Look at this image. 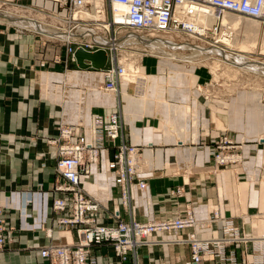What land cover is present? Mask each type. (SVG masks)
<instances>
[{"label": "crops", "instance_id": "0c3cea01", "mask_svg": "<svg viewBox=\"0 0 264 264\" xmlns=\"http://www.w3.org/2000/svg\"><path fill=\"white\" fill-rule=\"evenodd\" d=\"M31 1L27 5L52 8L48 0ZM53 40L37 31H0V198L11 202L4 213L8 240L0 251V264H47L39 257V249L49 242H64L54 225L52 237L45 235L50 222L36 227L39 200L33 197L31 211L22 195L53 185L56 153L48 140L55 137L59 125H90L94 117L114 111H120V135L126 142L151 143L142 148L143 164L159 173L146 178L144 190L131 189L136 220L181 214L189 204L198 220L218 210L221 218H230L244 232L264 236L261 92L237 88L225 98L209 100L199 92L201 85L207 88L210 84L208 72L195 68L148 70L143 61L142 68L150 72L143 74L150 84L142 90L132 87L131 92V87L121 90L120 82L118 92L109 93L102 87V70L80 69L74 60L68 62L73 67L63 75L64 65L54 57L64 58L65 50ZM221 133H227L241 148L242 162L237 167L242 171L236 175L233 170L237 168L217 166L209 156L212 140ZM92 167V174L83 180L84 188L101 201L106 193V199L112 197L115 202L119 187L104 167L101 171ZM176 187L182 188L179 196L174 194ZM112 203L109 201L110 206ZM122 217L130 215L125 212ZM208 224L195 228L199 236L219 235L221 222ZM65 234L68 241L75 239L73 232ZM236 251L240 260V248ZM91 254L101 264H120L107 245L94 246ZM137 254L138 264L143 258L150 264H187L190 258L188 247L182 245L140 248ZM121 264L132 262L128 259Z\"/></svg>", "mask_w": 264, "mask_h": 264}, {"label": "built area", "instance_id": "2783aa9c", "mask_svg": "<svg viewBox=\"0 0 264 264\" xmlns=\"http://www.w3.org/2000/svg\"><path fill=\"white\" fill-rule=\"evenodd\" d=\"M48 1L52 8L17 5L20 10L43 14L51 27L66 34L54 39L65 50L64 58L57 55L54 59L66 66L74 61L77 48L92 52L99 47L106 49L108 57L102 76L107 91H117L125 68L117 56L119 48L104 46L97 39L105 38L115 45L126 33L147 37L162 33L186 36L196 44L211 40L210 45L227 47L219 40L220 36L230 34L229 26L223 23L224 14L246 16L264 26V0ZM81 14L90 17L78 16ZM197 16L213 17L214 23L196 22ZM120 117V111H114L108 116L94 117L90 125L61 124L51 138L57 154L53 185L46 190L21 193H25L22 195L25 205L33 197L38 198L37 222L39 227L51 223L45 229L48 238L52 237L54 225L59 233L73 232L75 239L68 241L61 237L63 243H46L39 249V257L47 264H101L91 250L107 245L117 263L132 259V264H138V249L178 244L188 247L187 264H264V236L244 232L230 218H221L218 210L205 220L196 219L189 204L184 205L181 214L171 217L138 221L132 216L131 189L147 187L146 172L151 166L143 164L141 144L128 143L121 137ZM240 149L233 139L221 133L212 140L213 162L233 169L242 162ZM92 166L99 167V171L104 167L119 187L115 202L112 197L100 201L84 188L83 180L92 174ZM181 191L177 187L174 194L179 196ZM109 201L113 202L111 206ZM5 208L0 202V251L8 240ZM125 212L130 218L122 217ZM210 221L221 222L219 235L199 236L195 228L208 227ZM236 248H240V260Z\"/></svg>", "mask_w": 264, "mask_h": 264}, {"label": "rangeland", "instance_id": "374dc122", "mask_svg": "<svg viewBox=\"0 0 264 264\" xmlns=\"http://www.w3.org/2000/svg\"><path fill=\"white\" fill-rule=\"evenodd\" d=\"M30 1L29 0H18V1L17 0L16 1L15 0L14 1L0 0V9L2 11L3 10H6V11L9 10L13 14H16L18 16L25 15L26 17H32L35 19L38 18L39 20H41L43 22L46 21L47 19L42 20V18L39 17L38 13L36 15L35 12H31L30 10L26 11V10H24V8H22L23 10L19 9L20 7L17 4L27 5V3H30ZM232 15L240 16L237 14H232ZM241 17L244 19H252V18H249L246 16H241ZM47 21H49V20H47ZM223 21L226 24H229L225 21L224 17H223ZM260 27H261L260 28L261 31L258 33V35L256 37V44H255L256 46L254 48L246 51L245 53H247V54H244V53H241V54L248 56L252 61L264 62V52H263V50H264L263 49L264 48V39H263V36H264V33H263L264 29L263 28H264V26L261 24ZM11 28L17 29L18 31H24V30L32 31V32L35 31L33 28H22L20 26L12 24L9 22L8 19H6V17H0V31L8 32L11 30ZM231 28H232V26H231ZM232 29L235 31V35H237L238 38H241V39L243 38V37H241L244 34L242 29H235V28H232ZM158 36H160L163 40H165V42H167L169 44V46H166V49H165L166 52H168L169 54L175 52L176 54L178 53V54H180V56H183L182 58L187 57V59H185V60L180 59V61H177L173 58H162L157 53V51L156 52L151 51L150 48L148 49V47H146L144 45V43H142V44L139 43L141 46L138 45V46H133V47L131 46V47H126V48L125 47L119 48V50L117 52L118 53L117 56L121 60V62L124 64L130 63L132 65V66L130 65L131 69H133V67H134V69L136 68L139 71V73L137 74L138 77L133 76V74H131V73H128L127 77H125V80L122 81V84L120 87L121 90H125V89L131 87V92H132L134 87L135 88L137 87L138 89L142 90L144 88L145 84L148 85L149 80L147 77L144 76L143 73L150 74V72H148L146 70V68H142V62L144 61L148 65V67H147L148 70L153 69L156 71V70L164 68L165 72H170L171 70H175V69H177L178 71L179 70L185 71L186 69H189V68H191V69L195 68L196 69L195 71L199 70V71H202V73L205 72L206 74L208 72L209 73L208 76L210 78V81H208V82L210 84L208 83L209 85L207 88H205L204 85H201V89L199 90V92L201 93V97L206 96V98H208L209 100L210 99H214V100L221 99L222 96H223V98H225L230 93H233L235 90H237V88H243V89L246 88L249 90H258L259 92H261V95L264 98V74H262L261 72L258 73L252 69L237 68V67L232 65L234 61L232 60L231 57L229 59L232 60L233 62H230V61L226 62L224 60L221 61L222 57L218 54H214V55H210V56L205 57L201 53L196 54L193 51L194 48H200V47L211 48L212 46H208V44L211 42V40H208V42L202 41V42H200V44H201L200 45V44H196L195 42H192V41L190 42L189 41L190 39H188L186 36H182V35L160 33ZM49 38H51V37H49ZM152 40H154V39H152ZM170 42L178 44L179 47H175L176 49L174 50L173 48H171L172 46H171ZM126 44H129V43H126ZM156 44L157 43H155L152 47L156 48L158 46ZM185 45L187 47H192V48H185ZM143 48H145V51L142 50ZM224 51H226V50H224ZM161 62L168 63V65H165ZM72 67L73 66L71 64L69 65V63L67 66L64 65L62 67L63 71H61V73L63 75L66 74L68 72L69 68H72ZM135 80H136V82H135ZM65 86L68 88L74 87L72 85L68 86L67 84ZM226 135L229 137V135L227 133H226ZM229 138H231V137H229ZM50 141H51V139L48 140L49 145L54 146ZM177 142H179L180 144L182 143V141H177ZM144 146L150 147L151 143L146 142L144 145L141 144V149L144 148ZM55 149H56V146H55ZM208 149H210V148H208ZM211 149H212V147H211ZM210 151H211V154L209 156L211 157L212 150H210ZM56 156H57V154H56ZM212 160H213V155H212ZM148 161H150V159ZM149 166H151V165H149ZM152 167H150L149 171L146 172L147 177H149V176L155 177L156 175H159V173H155V170ZM235 168H237L236 170H233V172H236L235 175L238 174L239 171H242L241 166L234 167V169ZM35 191H39V190H35ZM15 195L17 196V194H15ZM105 200L106 199H104L103 201H105ZM9 201L10 200H8L5 197L2 199L0 198V202L6 206L4 213L7 210V208L9 207V205H10L9 203H11ZM30 203H31V201H28L26 205L28 206V205H30ZM29 209L31 211H34L31 205L28 206V210ZM21 213L23 215L25 214L22 210H21ZM161 218H163V217H161ZM161 218H158V219H161ZM249 220H252V218L250 217ZM36 227L39 228V225L37 224ZM65 235H66L65 232L59 233L60 237L65 238ZM174 246H176V245H174ZM182 246H185V245H182ZM152 247H155V246H152ZM157 247L160 248V246H157ZM147 248H148V246L144 247L143 249H147ZM160 252L162 253V251H160ZM144 253H146V250L144 251ZM142 261L144 264H150L148 262L147 258H145V259L143 258ZM131 262H132V259H131Z\"/></svg>", "mask_w": 264, "mask_h": 264}, {"label": "bare ground", "instance_id": "6f19581e", "mask_svg": "<svg viewBox=\"0 0 264 264\" xmlns=\"http://www.w3.org/2000/svg\"><path fill=\"white\" fill-rule=\"evenodd\" d=\"M0 14L2 16H5V17H8V16L11 17L12 20L8 19L9 22L12 24H15L17 26H20L22 28H33L34 30L39 28L41 33L51 37V39H56V38L62 37L64 35L66 36L65 33H61L60 31H57L53 26L51 27L49 21H47L45 19V16L43 14H38V15L40 18H42V20H46L44 22L39 20L38 18L35 19L32 17H26L25 15L18 16L16 14H13L9 10L8 11H6V10L2 11L0 9ZM78 16L86 18V17H90V14H81ZM224 19L227 23H229V24H226L223 21L224 25L229 26L227 33L228 34L230 33V34H229V36H226L224 38H222L220 36L219 40H221V42L227 47L222 48L219 45H214V47H213V45L208 44V46H212V47L211 48H205V47L194 48L193 51L196 54L201 53L205 57L210 56V55H214V54H218L220 56L222 55L223 57L221 56L222 57V60L220 59L221 61H223V60L226 62H229V61L233 62L234 61L232 65L237 67V68L252 69L258 73L261 72L262 74H264V65H263L264 62L261 61V63H260L259 61H252L248 56L241 54V53H244V52L248 51L249 49H252L256 46L255 45L256 44V37H257L258 33L261 31L260 30L261 23L259 21L252 20V19H244L241 16H234L230 13L224 14ZM194 20L196 22L205 20L206 23H210V25L212 23H214L213 17H210V16H205V17L204 16H197V18ZM231 26H232V28H235V29H242V31L244 32L243 36H241V37H243L242 39L238 38V36L235 35V31L231 28ZM35 31H37V30H35ZM152 39H154V40H152ZM263 39H264V36H263ZM97 40L100 43L104 42L103 44H106L107 46H110L111 48L114 47L115 49L124 48V47L126 48V47H131V46L133 47V46H138V45L141 46L139 43H141V44L144 43V45L146 47H148V49L150 48L151 51H153V52L157 51V53L162 58H173L177 61H180V59L181 60L187 59V57L182 58L183 56H180V54H178V53L176 54L175 52H173V53L169 54L168 52H166L165 51L166 46H169V44L167 42H165V40H163L158 35H155L154 37L150 38V37H147L144 35L140 36L139 34H136L133 32L126 33V35L121 37V39H120L121 42L120 43L116 42L115 45H114V43H110V44H109V42L107 43L105 41V38H103V41L101 39H97ZM126 43H129V44H126ZM155 43H157L156 45H158L156 48L152 47ZM170 44L172 46L171 48H173L174 50L176 49L175 47H179V45L176 43L170 42ZM185 48H192V47H187L185 45ZM224 50H226V51H224ZM263 52H264V50H263ZM73 57H74V54H73ZM230 57L232 58L233 61L229 59ZM74 60H75V58H74ZM123 65H124L125 69H124V73L122 75V80L120 82L125 80V77H127L128 73L133 74V76H137V74L139 73L138 69L135 68L136 69L135 70L134 67H133V69H131L132 65L130 63H127V64L123 63ZM98 70H102V69H98ZM135 82H136V80H135ZM105 91L109 92V93H113V92L117 93L118 89H117V91L114 89L110 90V91L109 90L108 91L105 90ZM102 196H103V200L108 197L106 193L103 194Z\"/></svg>", "mask_w": 264, "mask_h": 264}, {"label": "water", "instance_id": "95a60500", "mask_svg": "<svg viewBox=\"0 0 264 264\" xmlns=\"http://www.w3.org/2000/svg\"><path fill=\"white\" fill-rule=\"evenodd\" d=\"M0 16L5 17V16H2L1 14ZM6 19L12 20V18L9 16L6 17ZM35 30L40 32L39 28ZM104 46H107V45L104 44ZM74 58H75L76 65H78L80 69L93 68V69L98 70V69H103L106 66L107 53H106V50L102 47L97 48V50L93 52L89 50H85L83 48H77L74 53ZM259 62L261 63V61Z\"/></svg>", "mask_w": 264, "mask_h": 264}]
</instances>
